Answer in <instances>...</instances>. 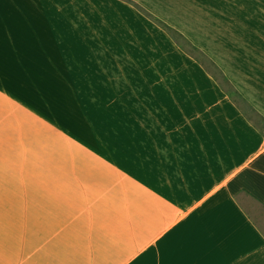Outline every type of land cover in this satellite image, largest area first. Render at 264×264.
<instances>
[{"label": "crops", "instance_id": "obj_1", "mask_svg": "<svg viewBox=\"0 0 264 264\" xmlns=\"http://www.w3.org/2000/svg\"><path fill=\"white\" fill-rule=\"evenodd\" d=\"M136 1L264 117V0ZM97 6L0 0V264H264L238 199L264 203V132L167 31Z\"/></svg>", "mask_w": 264, "mask_h": 264}, {"label": "rangeland", "instance_id": "obj_2", "mask_svg": "<svg viewBox=\"0 0 264 264\" xmlns=\"http://www.w3.org/2000/svg\"><path fill=\"white\" fill-rule=\"evenodd\" d=\"M103 1L105 2V6H101V7L97 6V8L100 10H104L105 14L112 13V14L118 15V13H121L123 15L124 24H129L128 21H124V20H127L125 16H128V15H132V16L140 15L141 17L145 19L152 20L159 27L161 26L156 21H154L155 19H153L151 15H154L155 17H159L160 19L165 21L160 15L153 12L149 7L139 4L136 0H103ZM118 3H121V5H118ZM164 8H167V7H158L157 10L162 12ZM173 15L177 16V14H174V13ZM171 37L185 52H187L192 57H194L197 61H199L207 70H209L208 68H210V72L212 74L214 73V75L221 77V73L219 72V70L213 66V64L210 62V60L206 56L201 54L199 51H196V50L192 51V47L188 43V41L179 37L178 35H176V38H174L172 35ZM222 87L227 93L228 92L230 93L228 94L237 103V105L245 112V114L250 118V120L253 123H255L264 132V117L260 115L245 99H242L238 94H236L233 91L232 87L226 86V85L224 86L222 85ZM238 199L241 201V203L246 208V210L249 212V214L254 218V220L264 230V203L259 201L257 198L253 197L251 194L247 192L240 193L238 195Z\"/></svg>", "mask_w": 264, "mask_h": 264}, {"label": "trees", "instance_id": "obj_3", "mask_svg": "<svg viewBox=\"0 0 264 264\" xmlns=\"http://www.w3.org/2000/svg\"><path fill=\"white\" fill-rule=\"evenodd\" d=\"M151 17L153 19H155L154 21H156L162 28H164L170 35H172L174 38H176V35H178L179 37L185 39L186 41H188V43L191 45L192 47V51L196 50L199 51L201 54H203L204 56H206L210 62L213 64L214 67H216L219 72L221 73V77H218L216 75L215 78L220 82L221 85H226V86H230L232 87L233 91L238 94L242 99H244V97L241 95V93L233 86V84L231 83V81L229 80V78L225 75V73L223 72V70L219 67V65L211 58L209 57V55L207 53H205L199 46H197L196 44H194L184 33H182L180 30H178L177 28L173 27L172 25L168 24L167 22L163 21L162 19H160L159 17H155L154 15H151ZM194 53V52H193ZM210 71V68H208ZM229 93V92H228ZM230 94V93H229Z\"/></svg>", "mask_w": 264, "mask_h": 264}]
</instances>
